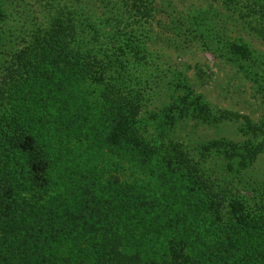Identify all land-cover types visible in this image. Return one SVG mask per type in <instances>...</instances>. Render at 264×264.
Here are the masks:
<instances>
[{
	"label": "trees",
	"instance_id": "1",
	"mask_svg": "<svg viewBox=\"0 0 264 264\" xmlns=\"http://www.w3.org/2000/svg\"><path fill=\"white\" fill-rule=\"evenodd\" d=\"M8 1L17 16L15 28L5 31L6 0H0V264H264V198L244 193L249 180L237 185L205 171L217 154L230 170L251 168L264 153V115L258 121L243 116L240 130L251 135L243 141L193 142L174 133L177 117L192 114L210 124L234 115L214 113L192 91L159 112L146 110L144 85L156 75L147 47L156 0H100L105 5L99 13L82 0ZM213 1L264 36V0ZM228 45L235 60L251 57L245 44ZM255 82L264 105V77ZM89 93H97V100L89 102ZM55 105L75 111V119L74 114L63 123V112H50ZM51 126L57 131L48 132ZM46 133L59 150L52 149L56 142L47 143ZM73 140L79 149L69 146ZM88 148L184 182L194 200L182 223L173 216L169 228L159 216L156 189L149 187L122 193L118 200L125 204L112 210L111 193L100 186ZM66 152L95 174L83 185L92 192L91 212L88 205L84 212L56 196L54 186L64 178L56 175L57 166L67 161ZM108 158L103 170L116 165ZM112 214L117 217L108 219ZM200 221L215 229L210 243H190ZM139 234L155 240L142 246L134 242Z\"/></svg>",
	"mask_w": 264,
	"mask_h": 264
},
{
	"label": "rangeland",
	"instance_id": "2",
	"mask_svg": "<svg viewBox=\"0 0 264 264\" xmlns=\"http://www.w3.org/2000/svg\"><path fill=\"white\" fill-rule=\"evenodd\" d=\"M38 1L45 2L46 0ZM82 1L89 2L88 8L90 7L98 13L104 10L105 3L100 0ZM156 3L157 20L153 24L152 40L147 43L149 51L154 53L156 75H151L149 82L144 85L146 92L144 91L143 94L147 97L146 110L159 112L184 93L190 91L200 93L214 113L226 111L229 115H234V119L218 123L213 121L208 124L193 117L192 114L183 118L177 117L172 126L176 135L182 138L187 135L186 138L188 137L187 139L193 142L217 138L235 142L250 137V134H245L240 130V126L244 124L243 116H249L251 121H258L264 115V105L258 97L259 94L255 91L256 78L264 77V36L251 31L241 23L234 13L213 0H156ZM4 8L8 18L3 24V29L5 31L13 30L16 25V11L8 0H6ZM228 43L245 44L251 57L235 60L236 56L230 52ZM3 62L0 60V73ZM244 68L250 69L248 71H251L252 75L248 74L247 69ZM182 84L189 87L183 88ZM97 95V93H89V102L97 100ZM93 107L92 113L97 112V108ZM49 109L50 112L57 111L58 117L63 112L65 114V117L61 118L63 123L70 120L75 114L72 109L64 112L63 106L59 105L51 106ZM235 115H237V119H235ZM75 117L76 114L73 118L75 119ZM96 120L98 121L97 117ZM84 122L87 127L89 121L85 120ZM100 122L102 126L106 125L104 117L100 118ZM151 122L154 123V121ZM60 123L61 121H59ZM138 127L143 129L144 124H140ZM57 129L55 126H51L48 132H55ZM151 129H154L153 126ZM44 136L47 143L54 141L55 144L56 142L53 150H59V144L54 136H48L47 133ZM77 144V141L73 140L69 146L79 149ZM91 152L92 149L88 148L86 154L92 156V159L98 163L95 174L100 177L98 181L102 189H105L106 193H111L107 199L111 203L112 210L118 211L125 204V201L118 200L122 193L125 195L138 187L139 189L149 187L151 190L156 189L152 191L157 193L156 207L159 209L160 218L169 224V228L174 223L173 219L182 223L187 215L184 210L189 208V201L194 200L184 182L180 179L176 180L175 176L165 177L162 175L163 172L155 173L149 169V166H136L126 161L123 156L121 159L114 153L101 154V152L94 151L91 154ZM211 156L205 163L207 174L215 173V176L217 175L221 180L232 181L237 185L240 181L244 183V179L249 180V184L245 185L247 191L244 193L250 197L264 198V185H262L264 183V153L259 155L251 168L240 172L228 169L226 159L222 156L218 154ZM75 157L76 159L66 152L67 161H63L59 166L56 165L57 168L59 167L56 175L61 174L64 177L54 186L57 191L56 196L62 195L67 198L70 206L73 204L77 210L83 209L84 212L86 211L84 205H88L91 212L92 204L89 201L92 192L83 185L89 183L90 176L95 174L91 172L89 166H85L81 157ZM107 157L114 159L116 165L114 167L112 164L113 168L103 170V167H109L103 162V159H107ZM115 176L122 182L121 185L119 183V185H113ZM112 190L120 191V194L114 195ZM103 203L108 205L107 202ZM116 215L112 214L108 216V219H113L117 217ZM204 215L207 214L204 212ZM173 216L174 218L171 220ZM189 217L193 218L192 212ZM193 229L190 232L193 237L190 243L196 241L202 243L201 240L210 243L215 239V229L214 227L208 228L207 223L200 221L194 225ZM154 231L151 229L149 233ZM144 237L145 235L139 234L137 238L134 237V242L143 246L144 242H150L149 239L155 240V238H150V235L146 236L147 239Z\"/></svg>",
	"mask_w": 264,
	"mask_h": 264
}]
</instances>
